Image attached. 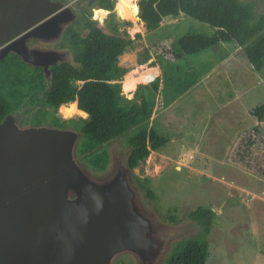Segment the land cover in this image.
<instances>
[{"label":"rangeland","instance_id":"obj_1","mask_svg":"<svg viewBox=\"0 0 264 264\" xmlns=\"http://www.w3.org/2000/svg\"><path fill=\"white\" fill-rule=\"evenodd\" d=\"M116 1L120 28L142 34L120 57L127 69L123 93L134 97L136 89L125 83L142 78L138 84H148L157 70L160 88L148 126L170 141L135 169L128 166L127 138L144 123L84 151L80 118L87 115L55 110L45 103L44 90L51 65L73 58V36L88 35L86 20L56 18L43 30L0 21V58L23 63L29 76L43 75L25 82L20 105L0 126V159L6 162L0 164V185L8 189L6 180L25 177L19 202L32 203L18 215L29 224L26 234L12 236L13 263L0 258V264H164L179 241L200 231L190 217L200 205L216 211L207 264H264V120L252 114L264 102V68L256 71L235 43L177 58L181 36L215 29L178 14L147 30L139 0ZM241 1L256 18L264 14V0ZM95 14L106 23L104 12ZM20 41L30 55L17 50ZM141 91L151 96L149 88ZM104 150L106 167L99 169L91 160ZM35 181L45 185L43 197L32 193ZM6 229L0 239L8 245L12 232Z\"/></svg>","mask_w":264,"mask_h":264},{"label":"trees","instance_id":"obj_2","mask_svg":"<svg viewBox=\"0 0 264 264\" xmlns=\"http://www.w3.org/2000/svg\"><path fill=\"white\" fill-rule=\"evenodd\" d=\"M99 2L103 8L111 10L114 7L113 0ZM138 6V16L147 30L158 28L165 17L178 14L195 18L215 29L212 35L190 33L181 36L176 43L177 58L183 55L193 57L221 43H235L244 48L246 58L256 71L264 68V14L256 18L250 4L241 0H139ZM85 24L89 28L88 35L80 37L76 33L73 36L77 47L73 58L51 65L50 81L44 90L45 103L55 110L60 108L66 116L88 113L80 118L86 152L144 123L142 129L127 138L130 146L128 166L135 169L141 162H147L152 151L161 149L170 141L155 127L148 126L156 106L153 93L159 91L160 78L148 84H138L134 97H125L123 79L127 69L120 65V57L142 38V34L138 32L133 36L127 28L121 29L120 22L113 15L104 24L92 19ZM10 37V34L5 35L6 39ZM24 67L23 63L10 60L8 56L0 58V74H4L0 76V126L20 105L26 94L25 82L34 81L36 77L43 79L42 74L29 76L30 73L22 72ZM142 88H149L151 96L142 92ZM252 114L259 121L264 120V102ZM107 159L108 152L104 150L91 161L95 167L105 169ZM147 193L156 197L150 188ZM190 217L199 225L200 231L179 241L164 264H207L210 254L208 236L216 211L200 205ZM170 218L176 220L177 215Z\"/></svg>","mask_w":264,"mask_h":264},{"label":"flooded vegetation","instance_id":"obj_3","mask_svg":"<svg viewBox=\"0 0 264 264\" xmlns=\"http://www.w3.org/2000/svg\"><path fill=\"white\" fill-rule=\"evenodd\" d=\"M100 0H0V21H15L27 29L38 25V29L46 22L61 18L63 20H97L98 14L104 12L106 19L113 15L117 19L119 1L113 0L110 10L100 5ZM107 10V11H105ZM105 21V20H104ZM19 26V25H18ZM5 31V30H4ZM12 36L11 29L8 33ZM2 38L0 37V40ZM24 46L21 41L16 44L17 50Z\"/></svg>","mask_w":264,"mask_h":264},{"label":"bare ground","instance_id":"obj_4","mask_svg":"<svg viewBox=\"0 0 264 264\" xmlns=\"http://www.w3.org/2000/svg\"><path fill=\"white\" fill-rule=\"evenodd\" d=\"M149 67V66H148ZM153 69H155L156 70V68L155 67H152ZM156 72H157V70H156ZM155 72V75H157L158 73H156ZM153 73V72H152ZM147 75V74H146ZM154 75V76H155ZM153 76V77H154ZM152 78H150L149 80H151ZM143 79L141 78V79H130V81H128L127 83H125V86H126V89L127 90H131V91H133V90H135L136 89V86H137V84L139 83V82H141ZM148 80V81H149ZM147 82V81H146ZM126 90V91H127ZM6 162L4 161V160H2V159H0V164H5ZM7 166V165H6ZM10 167H13V166H10ZM13 168H15V167H13ZM6 184L8 185V187L9 188H13V184L10 182V181H8V180H6ZM27 183H25L24 185H26ZM24 185H22V187L24 186ZM31 188V191H32V193L33 194H38V195H40V196H44L45 195V193H46V187H45V185L42 183V182H40V181H35V183L34 184H32L31 186H30ZM29 190V189H28ZM20 195V197L18 198V199H13V200H11L10 202H9V204H8V206L6 207L7 209V214H8V217L9 218H16L20 213H24V214H26L27 212H29V210H30V207L32 206V203H29V202H27L26 204H24V205H22V204H20V202H19V200H20V198L21 197H24L25 195H21V193H19ZM28 200V199H27ZM59 215V213L58 212H54V218L55 219H58L57 218V216ZM53 218V219H54ZM52 221V220H51ZM58 228V227H57ZM7 230V229H6ZM22 230V227H21V223H18L17 225H15L14 227H12V228H8V232H12V235H6V238L9 240V244L7 245V244H4L5 243V241L4 242H2L1 241V239H0V248L2 249V252L4 253V257H0L1 259H2V261H4L5 259L6 260H8V261H10L11 263H13V261L11 260V258H10V253L12 252V249H14V247H15V243H14V241H13V239H12V236H15V234L16 235H21L23 232L21 231ZM5 232V230H4V228H2V226H0V236L3 234ZM4 235V234H3ZM4 237V236H3ZM6 240V239H5ZM12 248V249H11ZM1 252V253H2ZM3 255V254H2Z\"/></svg>","mask_w":264,"mask_h":264},{"label":"water","instance_id":"obj_5","mask_svg":"<svg viewBox=\"0 0 264 264\" xmlns=\"http://www.w3.org/2000/svg\"><path fill=\"white\" fill-rule=\"evenodd\" d=\"M1 34V33H0ZM0 37L2 38V36L0 35ZM19 51L22 54H26V55H30L31 51L24 48L23 46L19 47ZM85 112V111H84ZM88 115V113H87ZM22 173V172H21ZM25 177L21 178V180H17L15 181V183L13 184V188H2V186L0 185V226H2V228H12L15 225H17L18 223L21 222V227H22V232L26 234V228L28 227V219L24 216H17L16 218H9L8 214H7V206L9 204V202L13 199H18L20 196V187L22 189V183H24ZM25 184V183H24ZM23 184V185H24ZM215 210V209H214ZM24 227V228H23ZM24 230V231H23Z\"/></svg>","mask_w":264,"mask_h":264},{"label":"built area","instance_id":"obj_6","mask_svg":"<svg viewBox=\"0 0 264 264\" xmlns=\"http://www.w3.org/2000/svg\"><path fill=\"white\" fill-rule=\"evenodd\" d=\"M158 75V74H157ZM157 75H155L154 77H152V79L151 80H149V81H147L148 83L149 82H152V81H154L156 78H157Z\"/></svg>","mask_w":264,"mask_h":264},{"label":"crops","instance_id":"obj_7","mask_svg":"<svg viewBox=\"0 0 264 264\" xmlns=\"http://www.w3.org/2000/svg\"><path fill=\"white\" fill-rule=\"evenodd\" d=\"M187 17H188V16H187ZM189 34H190V33H189ZM221 44H222V43H221ZM219 45H220V44H219ZM219 45H218V46H219ZM218 46H217V47H218ZM214 48H216V47H214ZM209 49H210V48H209ZM206 50H207V49H206ZM197 55H198V54H197ZM183 56H184V57H190V56H188V55H183ZM183 56H182V57H183ZM193 57H194V56H193ZM190 61H191V60H190ZM155 68H158V67H155Z\"/></svg>","mask_w":264,"mask_h":264}]
</instances>
